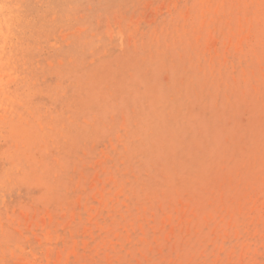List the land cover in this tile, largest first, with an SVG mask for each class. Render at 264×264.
<instances>
[{
  "label": "rangeland",
  "instance_id": "1",
  "mask_svg": "<svg viewBox=\"0 0 264 264\" xmlns=\"http://www.w3.org/2000/svg\"><path fill=\"white\" fill-rule=\"evenodd\" d=\"M0 264H264V0H0Z\"/></svg>",
  "mask_w": 264,
  "mask_h": 264
}]
</instances>
